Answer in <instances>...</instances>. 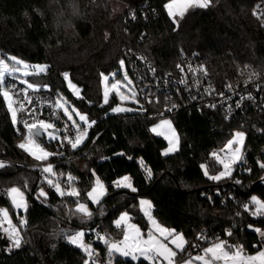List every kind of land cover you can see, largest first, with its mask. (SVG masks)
<instances>
[{
	"label": "trees",
	"instance_id": "trees-1",
	"mask_svg": "<svg viewBox=\"0 0 264 264\" xmlns=\"http://www.w3.org/2000/svg\"><path fill=\"white\" fill-rule=\"evenodd\" d=\"M123 1L127 6L116 13L113 0H0V59L9 64L13 63L10 57L44 64L46 71L31 77L40 86L49 85L57 97L72 95L64 76L67 73L81 89L75 104L95 122L77 148L65 140L38 139L56 151L38 161L18 147L25 129L13 124L0 95V162L5 165L0 168V205L11 208L7 187L12 184L20 185L30 200L19 248L11 247L0 227V264H85L87 254L67 240L62 225L83 228L103 256L102 264L108 260L150 264L144 258L110 257L107 244L98 239L117 235L113 220L124 209L147 229L139 206L141 196L151 199L160 223L186 236L177 258L192 256L187 252H200L215 241H225L229 247L243 244L247 251L264 247V238L254 231L264 230V216L253 215L255 209L244 202L254 195L264 201V168L260 167L264 164V113L233 121L218 108L193 105L156 116L164 110L165 95L139 94L129 57L130 49L144 54L166 76L177 73L184 55L198 53L218 87L241 78L247 68L264 72V26L254 15L260 0H212L207 8L188 9L178 21L168 15L165 4L169 0ZM128 6L135 9L133 20L128 17ZM120 61L134 78L141 110L113 112L112 107L119 105L114 92L107 104L103 102L101 74L110 75L119 68L116 74H120ZM8 75L0 79V92ZM165 116L172 117L181 141L178 150L167 155L162 152L167 140L151 130L152 123ZM236 131L246 134L244 148L252 169L213 180L204 167L210 174L217 172L220 164L213 152L222 151ZM141 161L151 170L150 177ZM40 162L51 163L54 174L72 176L69 187L63 188L65 195L47 185ZM79 162H87L89 169L85 172ZM94 173L104 180L107 192L99 203L90 202L89 217L77 212L73 203L87 199ZM124 175H130L136 191L115 186ZM233 176L238 180L229 183ZM227 185L234 195L227 194L222 201L221 190ZM40 186H46L47 196L37 197ZM72 188L78 196L67 195Z\"/></svg>",
	"mask_w": 264,
	"mask_h": 264
},
{
	"label": "snow or ice",
	"instance_id": "snow-or-ice-1",
	"mask_svg": "<svg viewBox=\"0 0 264 264\" xmlns=\"http://www.w3.org/2000/svg\"><path fill=\"white\" fill-rule=\"evenodd\" d=\"M212 0H171L170 3L165 4V8L168 11V15L170 17H175L177 14L179 16H183L184 13L194 7L199 8H207L211 4ZM254 15L258 16V19L264 20V13ZM133 18H135L133 16ZM10 61L14 62V64L10 67L9 63L5 61V59H0V79L3 78L4 74L11 71V72H19L20 68L19 65H23L25 69L29 66L24 64L23 61L18 60L16 57L8 58ZM121 66H123L124 61H120ZM33 71L35 73H43L46 71V66L44 65H36L33 66ZM28 75L27 72L24 73ZM65 79L68 80V74H64ZM102 80L105 83V91H104V103H108V95L110 91H116V93L120 96V100L124 101L126 99H135V92H132L131 97L125 96L119 92L120 84L119 82L114 83L111 85V88L107 87V82L109 77L101 74ZM125 80H127V76H125ZM27 83V82H25ZM131 84V81H128ZM69 88L72 92L79 97V89L71 83L69 80L68 82ZM231 87V85H229ZM27 88L33 91L37 90V86L32 83H27ZM0 95L3 96L4 100L6 101V106L11 113V118L13 124L17 123V111L23 110L24 103H30V99L25 92L24 98L22 102L17 103L16 100L13 99V95H10V90H4L0 92ZM244 97H241L243 100ZM247 99H252L251 96L247 97ZM239 107V103L237 104ZM56 107L63 109L64 114L68 116L69 120L73 119V114L79 117V121H82L84 125L87 127H91L94 124V121H89L85 114L79 113L77 110L73 109L72 112H69L68 108L65 107L64 103L57 101ZM113 112H123L129 111V109L122 108V107H115L112 109ZM76 129V135L72 136H65L64 139L72 148H77L87 136L86 128H83L80 124L74 122L73 125ZM167 126L171 128V122L168 120L162 121L161 125L157 127ZM25 127L28 129V137L24 143L18 145L21 149L28 152L29 155L33 156L38 161H43L48 158L50 153L44 151L39 144L36 143L34 136H38L40 134V130L47 131L48 129H52L54 127L53 124L45 122V121H38L34 123H27L25 122ZM152 131H156V128H153ZM244 133L243 132H236L234 134L233 140L228 142V146L231 147L233 144L239 143L242 144L244 140ZM50 138L56 139L54 133H49ZM173 136L175 133L173 132ZM176 150V145L170 141V146L166 150L165 154L168 152H172ZM240 148L237 147L233 153V157L235 159H240ZM224 163V161H221ZM141 165H143V161H141ZM4 163L0 162V168L4 167ZM145 171L147 175L151 176V170L147 169L146 166ZM261 168H264V164L260 165ZM225 171L220 173L219 176H212L210 177L213 180H219L222 176L230 175L231 168L228 163H224ZM45 173H52L53 169L51 165H48L43 168ZM207 175V172L205 173ZM73 179V178H69ZM52 183V181H49ZM117 187H128L132 188L130 178L125 176L122 177L121 180L116 182ZM54 187L56 191L61 195H65V193L61 190L59 184H55ZM103 184L100 182L99 179L96 180L95 187L92 188L91 192L88 193L89 198L95 202L99 203V197L103 195ZM132 191H136L135 188H132ZM8 195L12 197V203L16 208H23L26 210L27 204L24 200V195L18 188H11L8 192ZM40 196H46V193L41 190L39 193ZM69 196H78L79 193L72 189L67 193ZM252 203L256 205L255 211H253V215L257 216H264V202H261L256 197L252 198ZM141 207L144 211V214L148 217L151 225L153 226V230H150L147 234H142L140 229L134 225L129 223L130 217L127 213H123L118 220L115 221L117 227H124L123 231V240L119 242H110L104 237H99L98 239L104 240V243L108 245V252L109 256L111 257L113 253H119L121 256L124 257H131L133 260H137L139 257H143L145 260L149 261L150 264H175V257L177 256V251H174L173 248L169 247L168 243L165 241H169L172 245L175 246L177 250H183L185 241L182 234L176 233L174 229H168L162 227L152 216L151 208L152 205L147 200L140 201ZM247 210V206H246ZM77 212L84 214L85 216H91L92 213L88 211V208L83 203H78V207L76 209ZM0 216L3 217V220L0 221V227H2L3 223L7 224V227H3V232L6 235L7 239L11 243L12 248H19L21 246V237L19 230L15 225L12 224L11 219H9V213L5 209H0ZM21 223H25V221H21ZM249 227H252L251 225ZM259 235L264 238V230L261 229H254ZM158 234V235H157ZM231 235V233H228ZM85 233L83 231L76 232L74 234L68 235V240L70 243L77 245L78 247L82 248L85 253L87 254L88 259L85 260V264H95V261L92 259L95 256L94 250L91 248L90 245H86L83 242V238ZM203 238V237H201ZM229 246L225 241H219L214 243L212 246L205 248L204 255H198L194 258H190L184 262V264H193V259L195 261L202 262V264H218V262H223V264H264V250H260L257 252L256 255H248L244 251L243 247H237L235 251L227 250Z\"/></svg>",
	"mask_w": 264,
	"mask_h": 264
},
{
	"label": "built area",
	"instance_id": "built-area-1",
	"mask_svg": "<svg viewBox=\"0 0 264 264\" xmlns=\"http://www.w3.org/2000/svg\"><path fill=\"white\" fill-rule=\"evenodd\" d=\"M128 7V17L133 20L135 19L133 16L136 17L135 9ZM254 12L257 14L264 13V0L258 1ZM261 23L264 26V20H261ZM129 57L135 70L139 94L150 96L153 91L162 92L165 95L166 104L164 110L156 116L174 114L180 109L193 105L199 109L207 106L218 108L227 119L233 121H244L250 116L264 113V72L247 68L248 72L241 78L218 87L212 80L206 63L198 53L184 55L182 62L178 66L177 73L166 76L158 73L151 59L144 54L130 49ZM4 90H10V95H13V99L17 103L23 101L25 92L31 101L30 103L25 102L23 110L17 111V124L25 129L26 134L28 129L25 127V122L31 124L42 120L48 123L60 124L61 131L66 136L74 137L76 135L75 127L61 112V109L56 107V103L59 100L49 85L39 86L37 90L33 91L27 88L22 78L9 74L4 81ZM249 96L252 99H247ZM241 97H244V99L241 100ZM238 103L239 107L237 106ZM81 126L88 129L83 123ZM241 132L245 134L244 131ZM245 137L246 134L244 135L243 148L239 154L240 159L233 163V172L252 169V162L248 159V152L244 148ZM36 139L38 140L37 137ZM216 152L218 150H215L213 154ZM256 160L260 161L257 157ZM39 167L42 168L41 174L46 180L53 178L59 181L64 189L69 187L72 180L69 178H72V176L64 177L60 173H45L42 162L39 163ZM234 180L237 181L238 177L233 176L229 183ZM229 186L227 185L221 190L222 201L226 200L227 194L234 195L233 189ZM207 196L211 197L212 192L208 191ZM244 202L250 205L252 209H256L251 197L246 198ZM123 231L124 227H116L117 235L114 238H121ZM96 232L100 233V228H97ZM200 236H203V231H200ZM194 248L197 247L195 246ZM94 253L95 256L92 259L95 263L102 264L104 259L101 253ZM191 254H193L192 251L187 252V255Z\"/></svg>",
	"mask_w": 264,
	"mask_h": 264
},
{
	"label": "rangeland",
	"instance_id": "rangeland-1",
	"mask_svg": "<svg viewBox=\"0 0 264 264\" xmlns=\"http://www.w3.org/2000/svg\"><path fill=\"white\" fill-rule=\"evenodd\" d=\"M170 2H171V0H169L167 3H170ZM167 3H166V4H167ZM112 4H113V8H114V10H115L116 13H121L122 11H124L125 7L127 6V5H126V2H124L123 0H113ZM167 12H168V11H167ZM180 17H181V16H179V15L177 14L175 17H172V18H173V20L178 21V20L180 19ZM2 59H4V58H2ZM17 59H18V58H17ZM18 60H20V59H18ZM5 61H6V60H5ZM21 61H23L24 64L28 65L29 67H28L27 69H25L23 65H19V66H18V67L20 68V71H19V72H11V71H9V72H7V73L4 74V76H3V78H2L1 80H4V78L7 76V74H11V75H15V76H17V77L22 78V80H23L24 83H25V82H27V83H32V84L36 85L37 88H38V87L40 86V84H39L38 82H36L35 80H33L32 77H31V76H33V75L38 74V73H35V72L33 71V66H36V65H44V64H42V63H30V62H27V61H24V60H21ZM6 62H7V61H6ZM7 63H8V62H7ZM13 64H14V62H13L12 64H9L10 67H11ZM44 66H45V65H44ZM25 72H27L28 75H25V74H24ZM117 72H120V68H119L118 70L114 71L113 73H111L110 75H106V76L109 77L108 82H107V87H108V88H111V85H112V84L119 82V84H120L119 92H120L121 94H123V95H125V96H128V97H131L132 92H135V94H136V84H135L134 78H133L132 74L129 72V70L126 68V66L123 64V66L121 67V73H120V74H116ZM125 76H127V80H125ZM69 80L71 81V83H72L73 85H75V86L79 89V93L81 94V89H80V87L78 86V84H76L75 82H73L71 79H68V80H67V87L69 88V86H68V82H69ZM128 81H131V84H129ZM27 83H25V84L27 85ZM105 87H106V85H105V83L103 82V102H104V91H105ZM69 90L72 92V90H71L70 88H69ZM112 92H114V93L116 94V96H117V98H118V100H119V105H114V106L112 107V109L115 108V107H117V106L122 107V108L129 109V111H136V110H141V109H142V108L138 105V101H137L136 98H135V99H126V100H124V101H121V100H120V96L116 93V91H110V92H109V95H108V102L110 101V95H111ZM79 96H80V95H79ZM74 97H78V96L75 95L73 92H72V95H67L66 93H61V94L58 96V100H59L61 103H64V104H65V107L68 108L69 112H72V110L75 109V110H77L79 113H81V114H85V113L80 109V107H79L78 105L75 104V102H74ZM62 111H63V109H62ZM9 113H10V112H9ZM17 113H18V112H17ZM63 114H64V111H63ZM64 115H65V114H64ZM85 115H86V114H85ZM10 116H11V113H10ZM65 116H66V118L68 119V116H67V115H65ZM68 120H69V119H68ZM164 120H168V121L171 122V128H168L167 126L157 127L158 125H161V124H162V121H164ZM69 121L72 123V125H74V122L77 123V124H80V125H82V123H83L82 121H79V117L76 116L75 114H73V119H72V120H69ZM51 124H53L54 127H53L52 129H48L47 131H44V134H45V137H46V141H47V142H51V141L56 142V141H63V140H65L64 137H65L66 135H64L63 132L61 131V126H60V124H58V123H51ZM153 128H156V131H152L153 133H155L156 135L163 136V137L167 140V145L163 148V151H162L163 154H165L166 150L169 148V146H170V141L176 145V150H175V151H172V152H168L167 154L174 153V152H176V151L178 150V148L180 147V143H181V141H180L179 133H178V131H177L175 125H174V121H173L172 117H170V116H165V117H160V118H158L156 121H154V122L152 123V125H151V130H152ZM55 130H56V131H55ZM173 132L175 133V136H173ZM236 132H238V131H236ZM236 132H235V133H236ZM239 132H241V131H239ZM49 133H54L55 136H56V139H52V138H50ZM27 137H28V133L25 135V138L21 141V143H24L25 140L27 139ZM233 138H234V135H233V137H232L230 140H233ZM34 139H35L36 143L39 144L40 147H42V148L44 149V151L50 153L51 155L56 154V151H55V150H53L52 148H49L47 145H42V142H40L39 140H37L36 137H34ZM85 139H86V137H85ZM85 139H84V141H85ZM230 140H229V141H230ZM65 141H66V140H65ZM84 141H83V142H84ZM229 141H228V142H229ZM83 142H82V143H83ZM82 143H81V144H82ZM243 143H244V140H243ZM243 143H242V144L236 143V144H233L231 147H229V146H228V143H227L226 146L224 147V149H223L222 151H220V152H216V153L214 154V156H215V159H216L217 163L220 164V167H219V169L217 170V172L214 173V174H210L209 170H208L206 167H204V168H205V172H207V175H209V176H219L220 173H222V172L225 171L224 163H228V164L230 165V168H231L230 175H231L232 172H233V163L236 162V161H238V159H235V161L233 162V160H234L233 153H234V151H235V149H236L237 147L240 148V152H241V150H242V148H243ZM81 144H80V145H81ZM167 154H165V155H167ZM49 156H50V155H49ZM49 156H48V157H49ZM221 161H224V163H221ZM48 165H51V166H52L51 163L46 162V163L44 164V167H46V166H48ZM78 166H79L81 169H83L85 172L89 169V164H88L87 162H79V163H78ZM44 167H43V168H44ZM52 169H53V166H52ZM50 174H54V170H53L52 173H50ZM230 175L222 176L220 179H222V178H226V177H229ZM125 176H127V177L130 178V182H131L132 188H134V186H133V182H132V178L130 177V175H124L123 177H125ZM121 178H122V177H121ZM121 178H118V179L114 182L115 186H116V182L119 181V180H121ZM97 179H99L100 182H101V183L103 184V186H104V188H103V195H101V196L99 197V201L105 196V194H106V192H107L106 183H105L104 180L101 179L96 173H94V174H93V177H92V185H91V187L88 189V192H87V199H86V200L78 199L75 203H73V207H74L75 210H76L77 207H78V203H83V204H85V205L87 206L88 211H89L90 213L92 212V205L90 204V202H92V203H94V204H97V203L93 202V201L89 198L88 193L91 192V190H92L93 187H95V184H96V180H97ZM49 181H52V183H49ZM55 184H59L60 187H61V190L64 192V189H63V187H62V185H61V183H60L59 181H56V180H54L53 178H49V179L47 180V185H48L50 188L53 187V188L56 190V188L54 187ZM13 187L20 189V191L23 193L25 203L27 204V208H26V210L28 209V207H29V205H30V200H29V198H28L27 192H26V191H25L20 185H18V184H12V185H9V186L7 187V196H8V198H9V201H10V204H11V208L8 207V206L0 205V209H5V210L8 211V213H9V219H11L12 224L15 225V226L17 227V229L19 230L20 237H21V242H22L23 235H22V231H21V225H23L24 223L22 224L21 221H22V220H23V221L26 220V210L23 209V208H16V207L13 205V203H12V197H11L10 195H8L9 190H10L11 188H13ZM121 187H123V186H121ZM132 188H131V189H132ZM72 189H73V188H72ZM72 189H69L68 192L71 191ZM41 190H43V191L46 193V196L48 195V189L46 188V186H40V187L37 189V197L40 196L39 193H40ZM68 192H67V193H68ZM59 194H60V193H59ZM44 197H45V196H44ZM253 197H256V198H257L258 200H260L261 202H264L262 199H260L259 197L255 196V195L252 196V198H253ZM141 200H147V201H149V202L151 203V205H152V208H151L152 216H153V218H154V219H155V220H156V221H157L162 227H165V228H168V229H174V228L169 227V226H166V225H164V224H162V223H160V222L158 221V219L156 218V216H155L154 213H153V204H152V201H151V199H150L149 197H146V196H141V197L139 198V206H140L141 211L143 212V214H144V211H143V209H142V207H141V204H140V201H141ZM13 210H14L15 213H13ZM123 213H127V214H128V216L130 217L129 223L136 225V226L140 229V231H141L142 234H147L150 230H153V231H154L153 226L151 225V222L149 221L148 217H147L145 214H144V216H145V218H146V220H147V222H148V227H147V229H144V227H142L138 222H136V221L132 218L130 212H129L128 210H126V209L120 211L119 214L114 218V220H113L114 225H116V224H115V221L118 220L119 217H120ZM81 214H82V213H81ZM2 220H3V217L0 216V221H2ZM3 227H7V224H6V223H3V225H2V229H3ZM61 228L65 229V230L68 229V228H66L64 225H62ZM174 230H175V229H174ZM80 231H83V232L85 233V236H84V238H83V242H84V244H86V245H90L91 248L94 250V252H99L98 247L95 246V244H94L92 241H90V240H88V239L86 238V231H85L83 228H79V229H76L74 232L67 233V240H68V235H69V234H74V233H76V232H80ZM175 232L183 235V238H184V241H185V244H186V242H187V238H186V236H185L182 232H177L176 230H175ZM157 235H158V234H157ZM104 238L107 239V240L110 241V242H119V241L123 240V236H122L121 238H119V239H117V238L115 239L113 236H111V237H104ZM68 241H69V240H68ZM103 241H104V240H103ZM216 242H219V241H215V242H211V243H209V244L206 245V246H205L200 252L193 253L192 256H186V257H184V258H177V256H176V257H175V264H184V262H185L186 260L190 259V258H194V257H196V256H198V255H204V251H203V250H204L205 248H207V247L212 246V245H213L214 243H216ZM165 243H168V244H169V247L173 248L174 251H177V252H178V250L175 249V246L172 245V244L170 243V240H169V241H165ZM185 244H184V245H185ZM76 246H77V245H76ZM240 246L243 247L244 251H245L246 254H248V255H256L258 251H260V250H264V247H262V248H259V249L254 250V251H247V250H245L243 244H234V245L230 246L229 249H227V250L235 251L236 248H237V247H240ZM107 248H108V245H107ZM115 254H116V253H113L112 255H115ZM129 257H130V256H129ZM139 258H140V257H139ZM95 264H98V263L96 262ZM106 264H114V263H113L112 260H108V262H107ZM164 264H166V262H164ZM193 264H202V262L195 261V260L193 259ZM218 264H223V262H218Z\"/></svg>",
	"mask_w": 264,
	"mask_h": 264
},
{
	"label": "water",
	"instance_id": "water-1",
	"mask_svg": "<svg viewBox=\"0 0 264 264\" xmlns=\"http://www.w3.org/2000/svg\"><path fill=\"white\" fill-rule=\"evenodd\" d=\"M56 131V130H55ZM39 140H41L42 142L46 141V137L44 134V130H40V134L38 136H36ZM65 230V229H64ZM76 230V228H72V229H66L65 232L66 233H71L74 232Z\"/></svg>",
	"mask_w": 264,
	"mask_h": 264
},
{
	"label": "crops",
	"instance_id": "crops-1",
	"mask_svg": "<svg viewBox=\"0 0 264 264\" xmlns=\"http://www.w3.org/2000/svg\"><path fill=\"white\" fill-rule=\"evenodd\" d=\"M120 178H121V177H120ZM130 189H131V188H130ZM185 245H186V244H185ZM185 245H184V247H185ZM184 247H183V248H184ZM178 251H179V250H178ZM116 254H119V253H116ZM140 258H143V257H140Z\"/></svg>",
	"mask_w": 264,
	"mask_h": 264
}]
</instances>
